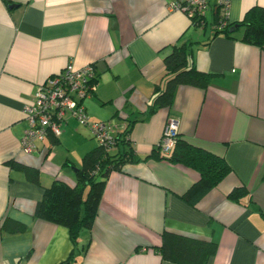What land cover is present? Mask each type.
<instances>
[{"label":"crops","instance_id":"crops-1","mask_svg":"<svg viewBox=\"0 0 264 264\" xmlns=\"http://www.w3.org/2000/svg\"><path fill=\"white\" fill-rule=\"evenodd\" d=\"M170 0H0V264H175L157 251L164 231L216 243L208 264H264V48L212 25H192ZM264 0H230L229 22ZM208 15V17H207ZM194 40L192 61L211 74L205 88L182 85L169 108L146 118L154 87L164 85V57ZM93 64L96 86L84 101L92 120L118 134L134 120L130 140L141 158L112 170L90 229L74 244L68 229L34 216L43 188L73 186L82 156L97 145L89 129L67 117L58 137L22 150L25 108L38 88L66 65ZM168 118L179 136L222 156L231 168L193 202L181 195L198 172L168 159L145 157L158 145ZM120 148V146L118 147ZM118 148L112 150L117 151ZM7 161L35 167L33 183ZM244 187L238 201L229 198ZM6 219L25 225L4 229Z\"/></svg>","mask_w":264,"mask_h":264},{"label":"trees","instance_id":"trees-1","mask_svg":"<svg viewBox=\"0 0 264 264\" xmlns=\"http://www.w3.org/2000/svg\"><path fill=\"white\" fill-rule=\"evenodd\" d=\"M192 25H205L206 16L202 19L191 18ZM212 25L216 33L231 35L230 29L243 27L241 40L247 44L264 48V7L252 6L242 20L229 22L221 13L220 7L215 5ZM236 26V27H235ZM194 40L182 41L174 44L164 61V85H156L147 112L148 117L159 108H169L179 86L189 85L205 88L210 82L211 74L197 69L192 61V45ZM96 73V71H95ZM96 83V74L95 79ZM134 120L128 121L124 128L114 134L111 146L98 144L81 158L80 167L75 169L76 183L73 186L60 180H54L43 188L42 197L34 209L36 218L47 220L65 226L70 239L75 244L82 229H90L98 211L102 193L109 173L120 170L125 163L140 161L134 152L130 140L131 126ZM47 135L54 136L51 133ZM58 137V136H54ZM120 146V148H118ZM117 151L112 152L113 149ZM168 159L182 164L198 172V179L181 195L193 202L204 193L215 187L231 171L226 160L209 150L194 145L177 134L173 148L164 154L157 145L145 159ZM11 166L22 169L26 177L33 183L39 182V171L35 167L7 161ZM244 187L234 188L229 198L238 201L246 194ZM8 232H21L25 225L19 221L6 219L3 222ZM163 259L175 264H208L216 252V243L211 240L197 239L184 234L164 231L162 243L157 250ZM58 264H70V259Z\"/></svg>","mask_w":264,"mask_h":264},{"label":"built area","instance_id":"built-area-1","mask_svg":"<svg viewBox=\"0 0 264 264\" xmlns=\"http://www.w3.org/2000/svg\"><path fill=\"white\" fill-rule=\"evenodd\" d=\"M229 4L230 0H215V5L220 7L221 13L226 17ZM208 6L209 0H170L167 4L169 11L183 12L190 19H202L206 16ZM95 74L93 64L80 69L68 64L61 72L45 80L33 101L24 110L28 128L20 142L25 153L34 152L36 141L43 140L47 133L59 136L67 117H72L87 127L98 144L113 145L115 129L108 123L92 120L84 105V101L95 90ZM177 134V119L168 118L158 143L164 154H168L173 148Z\"/></svg>","mask_w":264,"mask_h":264},{"label":"water","instance_id":"water-1","mask_svg":"<svg viewBox=\"0 0 264 264\" xmlns=\"http://www.w3.org/2000/svg\"><path fill=\"white\" fill-rule=\"evenodd\" d=\"M236 27V26H235ZM235 28H233V29H230V31H233Z\"/></svg>","mask_w":264,"mask_h":264},{"label":"rangeland","instance_id":"rangeland-1","mask_svg":"<svg viewBox=\"0 0 264 264\" xmlns=\"http://www.w3.org/2000/svg\"><path fill=\"white\" fill-rule=\"evenodd\" d=\"M185 14V13H184ZM187 15V14H186ZM188 16V15H187ZM189 17V16H188ZM207 17H208V15H207ZM93 140H95V139H93ZM96 141V140H95Z\"/></svg>","mask_w":264,"mask_h":264}]
</instances>
